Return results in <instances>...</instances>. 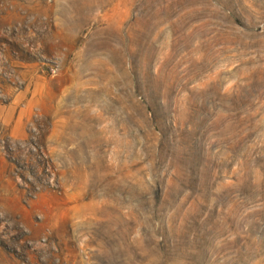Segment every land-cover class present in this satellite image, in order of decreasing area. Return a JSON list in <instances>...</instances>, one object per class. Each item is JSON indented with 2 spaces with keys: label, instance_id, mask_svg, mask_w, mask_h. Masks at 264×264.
<instances>
[{
  "label": "rangeland",
  "instance_id": "1",
  "mask_svg": "<svg viewBox=\"0 0 264 264\" xmlns=\"http://www.w3.org/2000/svg\"><path fill=\"white\" fill-rule=\"evenodd\" d=\"M0 264H264V0H0Z\"/></svg>",
  "mask_w": 264,
  "mask_h": 264
}]
</instances>
